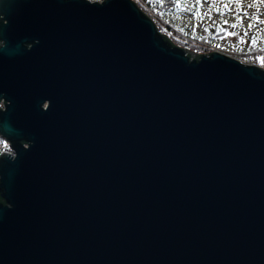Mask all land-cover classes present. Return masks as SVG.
<instances>
[{
  "label": "water",
  "instance_id": "obj_1",
  "mask_svg": "<svg viewBox=\"0 0 264 264\" xmlns=\"http://www.w3.org/2000/svg\"><path fill=\"white\" fill-rule=\"evenodd\" d=\"M0 138V264H264V69L130 0H0Z\"/></svg>",
  "mask_w": 264,
  "mask_h": 264
},
{
  "label": "rangeland",
  "instance_id": "obj_2",
  "mask_svg": "<svg viewBox=\"0 0 264 264\" xmlns=\"http://www.w3.org/2000/svg\"><path fill=\"white\" fill-rule=\"evenodd\" d=\"M178 1L182 5L180 10L163 18L154 15L161 26L169 24L184 31L187 38L197 39L206 28L214 29L222 25L229 34L224 39L212 42V50L241 64L253 65L248 57V37H255L258 49L264 50V0H230L227 5H223V0ZM156 29L167 38L170 36L169 32L164 33L158 26Z\"/></svg>",
  "mask_w": 264,
  "mask_h": 264
},
{
  "label": "trees",
  "instance_id": "obj_3",
  "mask_svg": "<svg viewBox=\"0 0 264 264\" xmlns=\"http://www.w3.org/2000/svg\"><path fill=\"white\" fill-rule=\"evenodd\" d=\"M147 11L163 18L164 15L171 12H176L182 8L181 3L178 0H140ZM230 0H223V5L229 4ZM139 6V5H138ZM140 7V6H139ZM138 8V7H137ZM143 10V9H142ZM165 29L170 33L168 39L170 42L179 48H184L189 52L195 54L208 53L205 45H209L214 41L224 39L228 34L222 25H218L216 28H206L203 35L197 39H190L184 35V31L174 28L173 26L165 25ZM248 43L250 49L248 50V57L253 65L258 68L264 69V50H259L256 46L258 40L255 37L249 38Z\"/></svg>",
  "mask_w": 264,
  "mask_h": 264
},
{
  "label": "built area",
  "instance_id": "obj_4",
  "mask_svg": "<svg viewBox=\"0 0 264 264\" xmlns=\"http://www.w3.org/2000/svg\"><path fill=\"white\" fill-rule=\"evenodd\" d=\"M91 2H97L100 3L102 0H89ZM131 2H133L136 7H138V9L149 19L151 20V22H154L155 26H158L164 33L167 32L165 29V26H161L160 25V21L154 16L153 13L149 12L146 10V8L144 7L143 3L140 0H130ZM140 7H139V6ZM143 9V10H142ZM158 31V30H157ZM161 34V33H160ZM212 44V43H211ZM211 44L209 45H205V48L208 50V53L210 52H214L215 53V49L212 50ZM207 54V53H206ZM246 65V64H243ZM0 153H5L8 155H13L12 151L9 149V146L7 143H5L1 138H0Z\"/></svg>",
  "mask_w": 264,
  "mask_h": 264
}]
</instances>
